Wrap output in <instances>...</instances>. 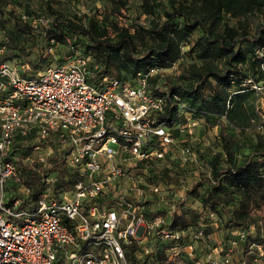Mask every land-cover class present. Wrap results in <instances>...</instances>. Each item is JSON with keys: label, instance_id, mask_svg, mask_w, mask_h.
<instances>
[{"label": "built area", "instance_id": "obj_1", "mask_svg": "<svg viewBox=\"0 0 264 264\" xmlns=\"http://www.w3.org/2000/svg\"><path fill=\"white\" fill-rule=\"evenodd\" d=\"M20 18L33 28L49 21ZM6 53L0 42V264H175L190 230L169 228L163 191L172 185L152 182L142 168L176 159L192 163L198 174L196 154L177 146L183 107L166 118L170 91L159 86L162 94L153 93L149 83L175 65L121 79L100 76L98 64L81 53L37 71ZM26 151V159L44 165L59 156L79 177L55 194L50 174L45 193L30 200L14 163ZM168 200L175 208L177 199ZM210 216L217 226V216ZM238 240L227 247L212 242L201 258L188 243L185 253L191 264H245L234 258ZM256 248L249 264L264 258L263 246Z\"/></svg>", "mask_w": 264, "mask_h": 264}, {"label": "trees", "instance_id": "obj_2", "mask_svg": "<svg viewBox=\"0 0 264 264\" xmlns=\"http://www.w3.org/2000/svg\"><path fill=\"white\" fill-rule=\"evenodd\" d=\"M10 1L0 0V20L9 23L21 36L33 33L41 37L40 61H50L49 49L55 43L65 42V34L81 36L84 40L81 54L89 55L92 63L99 66L98 74L106 77L127 79L150 67H170L180 56V46L189 45L190 37L198 29L201 34L189 50L197 51L200 58L223 59L225 67L205 66L201 71H193L184 85L161 81L159 76L150 78L153 93L162 94L159 86H166L170 91L166 99V118L176 117L179 107H183L181 109L185 113L207 120L218 114L224 115L231 123L235 110H239L242 118L246 119V106L242 102L246 91H249L247 86L264 80V23H258L252 32L229 24L218 30L222 13L234 14L241 0H195L199 4L197 10L179 3L160 14H155L153 6L158 4L153 2V6H144L145 12L155 15L150 23L130 27L118 25L113 19L114 14L118 15L126 6L127 0H107L110 8L105 9L101 20L83 14L78 22L58 11L50 14H33L27 8L17 11L10 8ZM247 1L252 6L264 4V0ZM22 13L43 15L49 21L47 25L33 28L21 20ZM0 42L6 46V57L17 59L20 64L28 63L35 71L42 69L39 61H29L28 53L17 46L14 37L0 38ZM120 70L125 71L128 77L120 76ZM158 80L161 81L159 86ZM234 86L236 89L231 90ZM172 94L177 98L174 99ZM184 118L181 114L180 122ZM218 140L219 151L208 162L210 173L204 172V162L198 154L199 177L186 189L184 196L176 200L175 208L170 210L165 204L162 211L169 228L201 232L203 239L218 234L224 247L230 239L238 240L231 234L233 231H243L244 238L238 240L233 248L234 258L237 263L249 264L254 256H258L256 245L264 248V139L257 134L253 142L245 144L230 129L221 127ZM27 152L14 159V163L20 172L21 183L30 188V200L34 201L45 193L44 179L50 174H53L51 186L55 194L60 190H70L79 177L76 171L62 164L59 156L51 159L49 165H44L26 159ZM194 200L202 203L200 211L184 207L185 202ZM210 214L217 216V226L210 219ZM135 246V243L131 244L130 250ZM158 256L165 259L163 253ZM126 257L132 260L129 251Z\"/></svg>", "mask_w": 264, "mask_h": 264}, {"label": "rangeland", "instance_id": "obj_3", "mask_svg": "<svg viewBox=\"0 0 264 264\" xmlns=\"http://www.w3.org/2000/svg\"><path fill=\"white\" fill-rule=\"evenodd\" d=\"M20 2L10 1V8L14 7L17 11L25 10L26 8L33 14H50L52 11H58L66 18L78 22L79 18H83V14L93 16L94 19L101 20L102 14L109 7L107 0H19ZM156 2L158 6H153ZM24 5V7L20 6ZM179 3L189 6L191 9L197 10L199 4L195 0H127L126 6L119 12L118 15L114 14L113 19L118 25L133 26L135 24L148 25L155 16L145 12L144 6L152 5L155 14L162 13L163 10L169 9L172 5ZM0 20V38L10 39L14 37L15 43L18 47H22L25 53H28L29 61H39L40 68L56 62H62L68 54L74 55L84 51L83 38L77 37L72 34H65V42L55 43L52 45V52L50 61H40L41 56L38 57L40 52L41 37L29 33V35H20L17 33L9 23H2ZM84 21V20H83ZM82 21V22H83ZM258 23H264V4L260 6H252L247 0H241L238 10L232 13H222V19L218 26V30L223 28V25L229 24L236 28L242 27L247 31L252 32ZM132 30V28H131ZM201 32L195 30L194 34L190 37L191 43L189 45L180 46V56L174 62L175 68L168 69L161 72L159 79L175 85L186 84L187 78L191 77L193 71L202 70L205 66H212L216 69H223L225 62L219 58H200L197 51L189 50L191 44L200 35ZM246 48L245 46H243ZM188 51V52H187ZM27 59V58H26ZM120 76L128 77L125 71L120 70ZM158 80V86L161 83ZM255 81V80H254ZM256 83V84H255ZM252 83L247 86L246 95L243 104L246 106V119L242 118L239 110H235V117L231 123H228L224 115L214 114L210 120L202 117L194 116L192 114H185L184 120L180 124V129L176 133L179 139L177 146H188L191 151L196 154L199 161V155L204 162V172L210 173L209 160L215 152L219 151L218 131L221 127H227L233 132L243 143H251L255 140L257 134L264 139V80ZM253 87V88H251ZM236 89V86L231 90ZM182 141V142H181ZM199 154V155H198ZM152 182H162L171 184L170 190L163 191L165 195V203H168L170 196L175 199H181L186 189H188L199 173L195 174V169L192 163H182L178 160H167L149 163L142 166ZM196 177V178H195ZM184 207H192L197 211L202 209V203L199 200L192 202H185ZM259 215V214H258ZM211 219V218H210ZM195 233L190 231V235L180 243L179 255L174 258L175 264H191V260L185 253V248L188 243H191L197 253V257L201 258L203 252L208 248L212 242H218L219 235H211L210 240L203 239ZM263 264L264 258H258L255 262Z\"/></svg>", "mask_w": 264, "mask_h": 264}]
</instances>
